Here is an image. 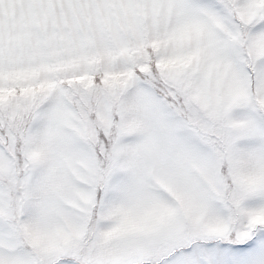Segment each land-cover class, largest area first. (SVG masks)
<instances>
[{"label": "snow or ice", "instance_id": "6c2138e0", "mask_svg": "<svg viewBox=\"0 0 264 264\" xmlns=\"http://www.w3.org/2000/svg\"><path fill=\"white\" fill-rule=\"evenodd\" d=\"M0 264H264V0H0Z\"/></svg>", "mask_w": 264, "mask_h": 264}]
</instances>
